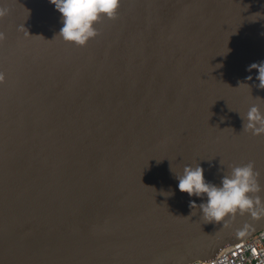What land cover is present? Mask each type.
I'll list each match as a JSON object with an SVG mask.
<instances>
[{"label":"water","instance_id":"95a60500","mask_svg":"<svg viewBox=\"0 0 264 264\" xmlns=\"http://www.w3.org/2000/svg\"><path fill=\"white\" fill-rule=\"evenodd\" d=\"M4 4L0 264H189L264 229L205 223L176 179L254 161L264 187V134L241 117L264 112V0H121L83 47L49 0Z\"/></svg>","mask_w":264,"mask_h":264},{"label":"clouds","instance_id":"9594fccd","mask_svg":"<svg viewBox=\"0 0 264 264\" xmlns=\"http://www.w3.org/2000/svg\"><path fill=\"white\" fill-rule=\"evenodd\" d=\"M49 2L55 6L63 19L58 36L65 42L83 47L90 39L100 34L95 25L102 18L108 20L118 18L121 0H49ZM8 13L9 8L5 6L3 0L0 3V20ZM20 28L26 30L23 25ZM5 38V33L0 31V42ZM252 69L258 72L256 79L259 84L256 87L264 89V61L251 64L248 70ZM251 79V76L247 77V80ZM4 81L5 74L0 72V84ZM244 85L251 93V88L247 84ZM241 117L245 121L243 131L251 132L253 135L264 134V112L258 105H252L246 115ZM228 167L230 171L224 173L217 186L206 182L204 169L199 164L185 165L182 174H176L178 190L187 193L189 197H206V202L199 205L190 202L191 209L199 208L205 223L223 224L228 228L237 217L248 216L254 221L264 218V197L260 195L264 187L259 182L261 174L259 170H255V162L249 161L244 165ZM191 215L195 213L191 212ZM249 228L250 224H243L236 231V235L244 237Z\"/></svg>","mask_w":264,"mask_h":264},{"label":"built area","instance_id":"2783aa9c","mask_svg":"<svg viewBox=\"0 0 264 264\" xmlns=\"http://www.w3.org/2000/svg\"><path fill=\"white\" fill-rule=\"evenodd\" d=\"M189 264H264V229L251 239L234 243L213 259Z\"/></svg>","mask_w":264,"mask_h":264}]
</instances>
